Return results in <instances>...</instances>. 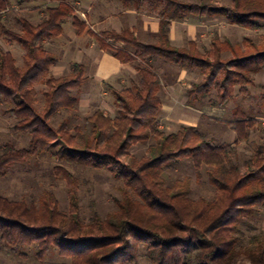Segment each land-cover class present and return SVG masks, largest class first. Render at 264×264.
<instances>
[{
	"label": "trees",
	"instance_id": "trees-1",
	"mask_svg": "<svg viewBox=\"0 0 264 264\" xmlns=\"http://www.w3.org/2000/svg\"><path fill=\"white\" fill-rule=\"evenodd\" d=\"M31 1L0 0V36L24 52L18 65L0 46V103L13 120V132L29 137L26 148H17L12 140L0 147V179L15 165L48 154L108 173L121 184V198L112 215L102 219L94 214L84 222L78 206L79 179L66 168L55 167L56 176L66 183L70 211L60 210L49 191H43L38 204L0 196V241L13 251L35 247L39 264H45L52 249L70 264H108L126 257L138 243L146 246L149 264H264V232L248 242L242 239L249 220L264 211V141L240 165L230 144H214L195 126H181L172 133L160 129L162 81L154 67L161 60L198 73L200 81L185 92V105L197 111L205 106L226 109L236 88L237 96L250 97L254 76L264 70V35L259 42L245 38L240 43L214 35L209 47L201 50L194 40L173 46L168 32L171 22L206 17L244 29L264 27V0H228V6L210 1L118 0L124 7L146 9L159 18L155 44L139 42L128 30L96 34L67 0H42L37 23L16 16L17 30L11 29L8 16L28 10ZM66 20L78 35L89 34L120 63L134 65L138 75L130 86L113 92L116 116L97 109L86 117L87 130L66 120L51 123L59 113L78 111L74 91L86 81L79 64L60 77L50 71L56 57L45 43L61 36ZM38 86H43L41 109ZM225 124L237 144L248 141L261 121L236 107ZM135 144L146 145V155H129L128 148ZM181 159H190L198 174L204 169L215 189L212 200L176 192L183 187L180 182L164 186L166 170Z\"/></svg>",
	"mask_w": 264,
	"mask_h": 264
},
{
	"label": "rangeland",
	"instance_id": "rangeland-1",
	"mask_svg": "<svg viewBox=\"0 0 264 264\" xmlns=\"http://www.w3.org/2000/svg\"><path fill=\"white\" fill-rule=\"evenodd\" d=\"M12 1V0H10ZM74 5L77 10V15L84 20L83 15L88 14L93 22L99 19V5L105 6L104 16L112 10V5H116L115 0H67ZM187 2L199 3L201 1L215 2L223 6H228V0H181ZM78 2V5L76 4ZM102 3V4H101ZM109 4V5H107ZM107 5V6H106ZM28 10H19L17 15L11 13L8 16V26L17 30L15 24L16 16H25L30 18L34 23H37L41 18L42 0H32L29 4ZM110 6V7H109ZM109 7V8H108ZM116 7V6H115ZM121 7V6H120ZM117 7L116 12L118 18L115 19L119 24L126 26L128 20L122 17L120 12L123 8ZM133 13L137 17L139 23L140 14H144L142 9L136 6L131 7ZM124 12V11H123ZM122 12V13H123ZM106 15L105 17H107ZM193 21L199 25L196 34L191 38L198 43L201 50L208 48L210 40L214 35L220 36L222 39L230 40L232 43H240L245 38H249L254 42H259L262 35H264V27H257L254 29H244L236 25L228 23L221 18H202L196 20L195 18H188L183 27L187 28L193 26ZM99 28V22H97ZM64 37H69V32L74 30L70 20H66L63 25ZM187 34L182 38L177 34L174 38V45L185 46L188 38L191 36ZM143 37V36H142ZM150 40V41H149ZM144 42H152L151 37L143 39ZM0 46L4 50L10 51L17 61L18 65L22 64L23 50L17 44H9L7 39L0 36ZM57 49V50H55ZM56 54L59 52L58 48L53 49ZM164 73L167 75V80L164 74H160L163 82H170L180 77V82L177 87V93L181 98L182 105L177 110H172L170 120L159 121V127L167 133L176 132L181 126H191L195 122L199 131L208 139L214 141V144H230L235 150V159L240 165L250 158L255 149L264 141V70L254 76V84L248 89L250 97L243 98L237 96L238 89H235L236 97L229 103L226 109L218 110L209 106H205L206 110L196 111L185 107V92L192 86L193 83L200 81L201 77L196 72L183 71L166 63ZM156 72L159 70L158 65H154ZM163 69V67H162ZM69 73V72H68ZM67 73V74H68ZM66 75V74H65ZM136 78L133 81L138 80ZM43 86L37 87L36 101L39 109L43 106L42 97ZM79 91V90H78ZM78 91H74V95L78 97ZM161 96V94H160ZM79 99V97H78ZM99 107L79 108L77 112L73 113H59L53 116L51 123L58 125L64 120L68 121L71 126H80L84 130L88 129L86 117ZM236 107H241L248 115L255 117L261 121L251 132L250 138L246 142L235 144L234 132L225 124L232 117V110ZM103 111V110H102ZM104 112V111H103ZM202 112L203 114H200ZM105 113V112H104ZM117 108L109 113H105L110 117H115ZM13 120L4 114V106L0 103V147L7 141L12 140L17 148H26L29 144V137L26 134L14 133L12 130ZM147 146L142 144H135L128 148V154L137 158L146 155ZM64 167L79 179L78 189V206L81 219L88 222L94 214H97L102 219L107 218L116 211L115 201L121 198V184L114 181L111 176L100 170H93L79 162H70L67 159H57L48 154L32 159L26 165H15L11 172L0 179V196L7 197L10 200L39 203V198L43 191H49L57 198L60 210L68 213L70 211V201L67 195L66 183L58 178L55 174V167ZM164 186L172 188L175 183L180 182L183 187L178 188L176 192L187 194L190 198L197 200L205 198L212 200L215 195V189L208 183V178L204 169L198 174L192 165L190 159H181L172 164L164 174ZM250 227L243 228L242 239L248 242L253 235L264 232V211L255 215L249 220ZM37 249L35 247L18 248L15 251L4 245L0 241V264H39L36 257ZM108 264H149L146 256V246L143 243H138L133 247L132 251L126 254V257H119L110 260ZM244 259L241 258V262ZM45 264H70V260L59 254V251L52 249L45 257Z\"/></svg>",
	"mask_w": 264,
	"mask_h": 264
},
{
	"label": "crops",
	"instance_id": "crops-1",
	"mask_svg": "<svg viewBox=\"0 0 264 264\" xmlns=\"http://www.w3.org/2000/svg\"><path fill=\"white\" fill-rule=\"evenodd\" d=\"M115 2H117V4L112 5L113 9L109 10V12L106 11V15H108L107 17H105L106 15L104 16V14H102V12H104L103 10L105 6L102 7V5H99V19L96 20L97 22H99V28H97V22H93L89 18L87 13L83 15L84 20L87 22L88 27L91 31L96 34H100L106 31H114L119 33L124 30H128L132 31L137 37L138 41L141 43H157L159 35V18L156 15L150 13L146 9H142L144 14H140L141 17L138 23L136 15L131 14L133 13L132 11H130L132 10L131 7H124L118 0H115ZM76 4L78 5V2H76ZM117 7L123 8L120 12V15L123 18H127L128 24L126 26L119 24L115 20L118 18V12H116ZM195 19L197 20L198 18ZM185 21H187V19L183 21H174L171 22L169 26L168 36L171 44L175 47L180 46L174 45V40L182 38L185 34H187L186 36H191L187 41L194 40V38H191L196 34L198 30L199 25L196 23L197 21H193V26L187 24V26H189L187 28L183 27L185 26ZM176 34L180 37L174 38ZM149 37H151L152 42L143 41V39H148ZM45 47L56 57V63L50 69L51 74L55 77H60L70 72L73 64L82 65L83 76L86 78V81L78 91L79 108L81 109L99 105V107L97 108L103 110L105 113H109L110 110H115L116 106L114 103L113 92L120 91L124 87L130 86L131 81L136 78L135 76L137 72L134 65L120 63V61L113 57L110 53L101 50L98 47L95 39L87 33L78 35L76 30L74 29L69 32V37L66 38L64 37L63 30L61 36L46 42ZM54 48H58L59 52L57 54L53 50ZM156 64L159 68V70H157L158 75L162 81V77L160 76V74H164L165 78L167 77V75L164 73L167 65L164 61L161 60H157L155 62V65ZM183 71L184 70H181V72ZM165 80H167V78ZM179 82L180 77H176L175 81H162V108L161 114L159 116V121L170 120L169 117H171L172 115V110H177L179 106L182 105L181 98L177 93ZM185 107L187 106L185 105ZM202 109L204 111L206 110V107H203ZM199 113L203 114L202 112ZM191 126L196 127L195 122H193Z\"/></svg>",
	"mask_w": 264,
	"mask_h": 264
}]
</instances>
